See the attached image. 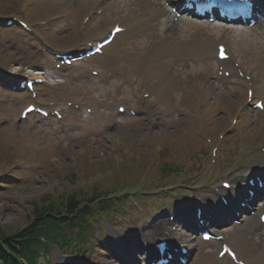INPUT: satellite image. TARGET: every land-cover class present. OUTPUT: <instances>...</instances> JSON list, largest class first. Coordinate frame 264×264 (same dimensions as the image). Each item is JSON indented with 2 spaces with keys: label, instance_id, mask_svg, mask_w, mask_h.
I'll return each mask as SVG.
<instances>
[{
  "label": "rangeland",
  "instance_id": "rangeland-1",
  "mask_svg": "<svg viewBox=\"0 0 264 264\" xmlns=\"http://www.w3.org/2000/svg\"><path fill=\"white\" fill-rule=\"evenodd\" d=\"M101 2L102 0H0V15L11 17L22 14L21 18L30 20V23L52 20L58 15L69 16L71 23L68 25L57 24L50 27L51 29H46L47 33L42 27L36 30L38 35L45 39V45L48 48L54 50L53 47H57L61 51H67L73 45L77 47L81 39L100 30L102 26H109V23H113L124 14L131 13L132 9H136L137 13H142L143 7L146 6L148 9L150 3L139 0H113L103 16L97 17L85 25V19L95 14L97 8L101 6ZM160 4V8H164V0ZM162 18H165V15L157 16V21L159 22ZM3 20L0 18V26H3ZM85 28L87 29L83 32ZM176 28L173 34L170 32L166 34V30L161 28L159 32L157 28L153 29L150 36H157V33L160 32L165 33L160 37L157 36L153 43L158 42L159 46L161 42L162 44L167 43V38L170 35L178 34L177 39L180 36H185V40H190L196 36L197 38L202 37L204 33L208 32L217 41L226 40L231 44L236 53L244 60L247 73L253 77V80H256L260 75L264 64V28L260 29L258 35L249 37H246L245 33L238 28L225 30L226 27L219 24L202 25L189 20L181 21ZM16 33L19 32L16 31ZM16 33L0 32V68H9L7 71L11 73L25 72L28 74L30 70L35 71L36 66L44 59V55L39 54L37 49L32 47L33 50L28 46L26 41H29L24 34L20 33L19 36L26 41L17 37ZM151 40L149 38L146 41ZM142 43H140L141 46ZM140 45L134 41L133 50L128 49V52L125 51L121 54L118 61L109 66V68L115 67L122 72L120 80L104 84L102 82L103 71L99 77L88 75L72 77L70 74L66 76L56 74L49 77L48 81L57 85L47 86L45 89L48 94L43 93L40 98L42 102L95 98L103 101V107L109 101L126 98L144 114L135 119H128L126 116L121 118L114 133H105L98 128L97 124L83 122L81 132L70 134L68 137L67 134L63 136L62 130L54 121L39 123L35 119H30L21 122L19 111L22 105L16 104V102L27 98L26 95L19 96V99L9 97L3 104L1 98L4 97V94L0 93V232H14L26 225L32 215L33 203L44 200L43 198L46 196L59 198L79 190H92L96 185L99 186L102 183L108 185L99 188L116 187L126 181L128 177L132 178L133 185L140 182L142 178L141 187H145L147 179L156 180L157 183L166 181L163 187L167 186L168 192L178 190L177 195L174 196L183 202H189L196 198L192 196V191L196 193V196H199L200 182L197 178L200 177L201 168L211 169L209 164L211 151L202 142V145H198L200 152L197 153L191 148V143L193 146L196 145L197 149V142H193L194 137H200L199 130L202 127L207 131L210 122L206 120L203 125L197 123L189 127L190 133L183 132V129L187 130L189 122L185 121L182 111L194 105L195 100L191 97L194 94L188 93L183 96L175 94L174 104L179 110L170 117L163 115V112L167 110L166 106L161 103V97L157 95H153L150 99L143 97L146 90H149V86L138 74L134 61L132 63V59L139 56L135 48H140ZM131 51L136 53H131ZM207 52L206 50L205 53L207 54ZM101 60L102 58L95 60L93 65L107 68L105 64L101 63ZM199 62H194L190 68L184 67L183 80L185 82H189L194 77H202V72L209 74L210 66L206 69ZM191 84L196 85L195 83ZM258 85L261 86L260 83ZM215 90L217 99L215 101L206 99L207 107L204 108V112L214 110L213 106L223 111H219L221 114L218 112L209 114L210 117H213V122L210 131L207 132L212 135L214 142L217 141L219 134L225 136L224 144L217 150L220 169L229 166L227 173L223 176L231 177V172L243 175L256 162L246 160L236 163V159L244 158V153L249 151L247 141L238 137L237 134H240L242 130L243 136L246 134L253 143L252 146L259 145L258 152H260L264 148V121L256 120L247 110L249 107L244 104L245 89L223 84L216 87ZM256 90L262 91L263 88L256 86ZM190 101H192L191 105L188 104ZM159 104H162L163 107L158 111ZM229 112L233 115L228 114ZM238 112H240L238 123L231 127V118L236 117ZM193 127L197 130H193ZM225 127L228 128V131L223 133L222 129ZM164 139L167 140L165 144L161 145L160 141ZM159 150L163 152L164 158H169L168 161L175 156V160L179 159L180 162L167 163L160 160L153 163L151 154L156 155ZM251 158H257V155ZM146 163H150L146 170L139 171L138 168L143 167ZM27 164L32 165L31 170L16 172L17 170H27ZM165 165L171 169L186 167L187 171L185 175L172 179L171 174L162 175L157 170L156 166L164 167ZM260 165L258 164V166ZM186 174L191 177V180L186 179ZM174 183L181 184V188L171 189ZM6 184H9L10 187H7ZM139 197V199L129 201V205L125 206L132 216L143 207L145 214L147 202L155 203L158 198L145 199L146 197L141 195ZM162 208L165 207H160L158 214ZM127 215L125 216V225L126 222L131 223V219ZM151 215L153 214L149 216ZM149 216L145 215L144 217ZM104 225V228L109 230V226L105 222ZM263 239L264 236L255 231V235L249 237L246 244L250 248L261 250L264 248ZM101 240L105 241V236ZM203 248L208 250L205 246ZM107 255L109 254L105 253L100 257L102 262H104L103 259L110 260ZM54 256L56 257L54 264H59L55 261L61 257L55 254ZM61 261L62 264H69L71 260L62 256Z\"/></svg>",
  "mask_w": 264,
  "mask_h": 264
},
{
  "label": "trees",
  "instance_id": "trees-1",
  "mask_svg": "<svg viewBox=\"0 0 264 264\" xmlns=\"http://www.w3.org/2000/svg\"><path fill=\"white\" fill-rule=\"evenodd\" d=\"M85 194L79 190L34 202L30 225L14 233L0 232V264H23V261L36 264L40 252L50 247L48 244L63 245L78 230L84 229L83 225L92 215L90 210L103 212L113 205L100 194L92 195L89 200Z\"/></svg>",
  "mask_w": 264,
  "mask_h": 264
},
{
  "label": "bare ground",
  "instance_id": "bare-ground-1",
  "mask_svg": "<svg viewBox=\"0 0 264 264\" xmlns=\"http://www.w3.org/2000/svg\"><path fill=\"white\" fill-rule=\"evenodd\" d=\"M150 14V21L153 19L154 17V13H149ZM148 19V20H149ZM127 21V20H126ZM110 30V29H109ZM108 30V31H109ZM104 34V32L99 31L94 37H101ZM187 47V45L181 44V42L178 43H164L162 44V49L163 51L168 50V49H174L173 53L171 52H166L167 53V57L172 58V61H178L180 57H182L181 55H183V53L188 52V49L184 51H182L183 49H185ZM109 49H112V45L110 46ZM175 51H179V53H176ZM97 57V56H96ZM165 101H167L169 104H172L173 99L169 96H167L166 98H164ZM193 148H196V146H194ZM161 226L157 225L155 228L152 229V231H150V233L148 234V236H153V235H158L159 234V230H160ZM241 231H250L249 227H244L242 228ZM162 235L164 236L163 230L161 231ZM244 235L241 237V232L237 233L236 236H234L232 239H230V243L233 244H238V245H244ZM201 249V248H200ZM253 260L248 261V264H264V256L263 255H259L257 253H253L252 254ZM208 257L205 254H202V251L199 250L198 253V258H197V264H209Z\"/></svg>",
  "mask_w": 264,
  "mask_h": 264
}]
</instances>
